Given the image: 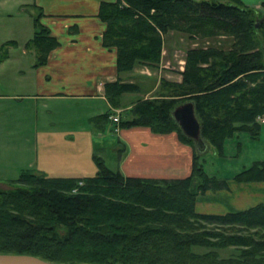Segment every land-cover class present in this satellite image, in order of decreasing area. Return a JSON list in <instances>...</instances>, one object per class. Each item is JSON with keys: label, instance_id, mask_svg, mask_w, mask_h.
Returning <instances> with one entry per match:
<instances>
[{"label": "trees", "instance_id": "1", "mask_svg": "<svg viewBox=\"0 0 264 264\" xmlns=\"http://www.w3.org/2000/svg\"><path fill=\"white\" fill-rule=\"evenodd\" d=\"M40 14L24 43L35 51L36 65L58 44ZM258 14L242 0H101L103 44L116 48L118 72L158 64L171 30L232 38L228 48L187 49L181 81L161 78L155 96L138 98L130 116L114 125L175 130L181 140L193 142L171 116L175 105L191 99L202 138L217 147L240 127L258 133L257 117H264V20L256 25ZM15 43L7 39L0 44V61ZM104 88L113 106L120 105L123 92L139 89L120 77L106 81ZM109 114L99 117L108 121ZM93 159V175L51 176L24 169L0 181V252L69 263L264 264V202L225 212L195 209L199 193L228 188L227 177L205 171L203 155L193 152L191 171L183 177L126 175L96 151ZM233 179L264 180V160L236 172ZM226 245L239 246V252L220 257L216 250L195 249Z\"/></svg>", "mask_w": 264, "mask_h": 264}, {"label": "crops", "instance_id": "2", "mask_svg": "<svg viewBox=\"0 0 264 264\" xmlns=\"http://www.w3.org/2000/svg\"><path fill=\"white\" fill-rule=\"evenodd\" d=\"M100 1L30 0L25 2L24 0L23 3L33 4L39 8L40 22L49 28L58 44L49 51L46 61L42 64L36 65L35 60L29 63L12 64V72L17 79L13 83L12 91H0V98L11 97L16 107L21 109L27 105L31 107V103L33 104L35 120L30 129L37 136L39 135L37 141L43 144L41 150L46 149L45 158L55 155L52 145L57 142V138H54L57 132L50 129L49 122L45 121L40 125L37 123L38 109L44 119H49L57 112L54 111L53 104L64 100H75L83 101V105H87L83 123L85 133L88 135L84 144V161H80L82 164L79 165H54L49 169L43 165H35L37 168L39 166L38 171L47 175H93L97 167L93 161V154L89 155L88 150L95 152L99 149L100 153L102 140L95 141V139L101 137L105 131L113 132L112 125L108 123L112 122L109 116L108 121L99 116L112 107L105 95L104 83L117 77L121 78L122 71L118 72L116 67V48L103 44L102 34L106 24L98 16ZM242 1L255 8L264 4V0ZM11 39L17 42L15 38ZM164 52L165 48L162 50L159 69L161 67V71L167 72H170L168 68L175 69V71L171 70L172 73L178 72V77H181L183 63L180 62L178 68H175L170 65L169 60L163 62ZM180 61H184V57ZM2 67L0 63V69ZM133 69L137 70L138 67ZM141 70L151 73L147 67ZM178 77L174 79L178 80ZM116 129L113 133L126 136V139H121L126 145V152L118 155L119 164L114 168H118L124 174L145 177H183L190 173L192 148L178 139L176 131L159 133L146 125ZM72 131L67 130L66 134ZM62 136L64 133L58 132V137L63 138ZM236 136L239 137V133ZM72 144L75 142L70 140L69 147ZM49 146L51 148H47ZM75 147L79 150L81 145L76 144ZM227 180L228 188L199 193L196 196L195 209L199 212H225L244 209L256 204L257 200H264V182H239L230 177Z\"/></svg>", "mask_w": 264, "mask_h": 264}, {"label": "rangeland", "instance_id": "3", "mask_svg": "<svg viewBox=\"0 0 264 264\" xmlns=\"http://www.w3.org/2000/svg\"><path fill=\"white\" fill-rule=\"evenodd\" d=\"M26 1L30 0H25V2ZM23 3L24 0H0V44L11 38L17 40L15 44L8 45V48L10 49L8 50V56L0 62L1 65H3L0 69V91L4 92L12 91L13 83L17 79L14 77L11 65L17 62H34L35 60V51L32 48L24 47V43L28 37L33 35V18L40 12L37 6L33 4L25 5ZM256 10L259 12L257 17H261L264 13V4L259 8H256ZM220 36L210 38L191 37L185 32L171 30L164 38L163 45L165 47H162V50L165 48L163 62L169 60L170 65L173 67L175 66V68H178L181 62L183 63L184 68L185 55L189 48H205L209 45L228 48L231 44L232 38L230 36ZM183 57L184 61H180ZM159 63L156 65L142 63L134 66L138 67L137 70H134L133 67L131 70H124L121 72V80L129 81L134 84L136 83L139 89L137 91L123 92L120 95V105H111L112 107L109 108L110 114H117L119 118L130 116L129 109L131 103L138 98H153L158 92L161 78L170 81H181L182 75L181 77H178V72L172 73V68H168L170 72L161 71V67L159 69ZM146 67L150 69L151 73H146L141 70L146 69ZM173 71H175V69ZM177 77L179 79L175 80L174 78ZM12 100L11 97L7 96L0 98L1 182H6L15 178L20 171L24 169L38 171L39 166L37 168L35 165H43L45 168L49 169V167L51 168V166L54 165L82 164L80 161H84V144L86 142V136H88L85 133L86 131L83 126L85 113L87 112V105H83V101L64 100L61 103L53 104L52 107L54 108V111L57 112L51 115L49 119H44L41 116L43 114L40 112V109L36 112L38 115L37 123H39V125L40 123H45V121L47 123L49 122L51 123L49 126L50 129L52 128L57 132V136L54 137L57 138V142L52 145L55 155L45 158L46 149L45 151L41 150L43 144L37 141L39 135L37 136V134L30 129L31 124H34L35 120L33 116L35 113L33 104L31 103V107L27 105L25 108L21 109L16 107ZM28 112L29 115L27 116ZM197 118L199 119L198 116ZM257 120L260 121L261 125L258 133L251 132L252 134H250L247 131L241 130L245 127H240L232 136L225 138L223 146L217 147L212 141L209 142L207 139L202 138L206 144L203 151L197 149L194 141L187 143L179 138L177 131L176 133L181 142L191 146L192 153L195 152L200 156L203 155L204 168L208 174H215L218 178H226L229 176L233 179V175L236 172L250 166L255 161L258 162L264 160V117L258 116ZM108 123L109 125H112L111 130L115 132L117 127L114 124L116 122L112 121ZM236 125L238 127L240 126L238 122H236ZM42 127L44 126L42 125ZM67 130L73 131L67 135ZM58 132L64 133V136H62L63 138L58 137ZM113 132L105 131L101 137L96 138L95 141L98 139L102 140V142L100 141L102 150L99 153V149H97L96 152L101 155L108 166L114 168L119 164L118 155L126 152V145L121 141V139H126V136L122 135V137ZM238 133L239 137L236 136ZM118 138H120V140H118ZM70 140L75 142L71 147L68 145ZM76 144L77 146L79 144L81 145V147L78 148L79 150L76 149ZM47 148H51V146ZM88 151L89 155L90 153L93 154L92 150ZM80 158L82 159L79 160ZM257 182H264V180H258ZM259 201L264 202V200H257L256 202ZM221 232L226 233L227 231L221 230ZM195 249L198 252L216 250L218 256L228 257L237 254L240 248L236 245H226L223 247L217 246Z\"/></svg>", "mask_w": 264, "mask_h": 264}, {"label": "water", "instance_id": "4", "mask_svg": "<svg viewBox=\"0 0 264 264\" xmlns=\"http://www.w3.org/2000/svg\"><path fill=\"white\" fill-rule=\"evenodd\" d=\"M264 20V13L258 18L256 25ZM171 116L177 122L182 132L191 138L197 149L203 151L206 147L201 136V123L195 112L193 100L187 99L175 105L171 111ZM0 264H96L88 262H55L28 253L0 252Z\"/></svg>", "mask_w": 264, "mask_h": 264}, {"label": "built area", "instance_id": "5", "mask_svg": "<svg viewBox=\"0 0 264 264\" xmlns=\"http://www.w3.org/2000/svg\"><path fill=\"white\" fill-rule=\"evenodd\" d=\"M109 118L112 120V121H115L117 122L119 120V116L116 114V115H113V114H109Z\"/></svg>", "mask_w": 264, "mask_h": 264}]
</instances>
